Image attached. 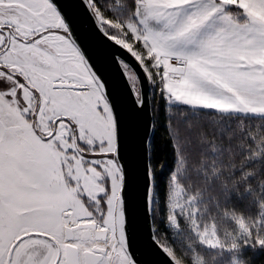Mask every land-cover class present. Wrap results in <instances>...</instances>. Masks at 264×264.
Returning a JSON list of instances; mask_svg holds the SVG:
<instances>
[{
  "label": "snow or ice",
  "instance_id": "6c2138e0",
  "mask_svg": "<svg viewBox=\"0 0 264 264\" xmlns=\"http://www.w3.org/2000/svg\"><path fill=\"white\" fill-rule=\"evenodd\" d=\"M157 249L264 264V0H0V264Z\"/></svg>",
  "mask_w": 264,
  "mask_h": 264
},
{
  "label": "water",
  "instance_id": "95a60500",
  "mask_svg": "<svg viewBox=\"0 0 264 264\" xmlns=\"http://www.w3.org/2000/svg\"><path fill=\"white\" fill-rule=\"evenodd\" d=\"M129 61H131L133 64H135L134 61L131 60V57H128ZM137 71H139V69L137 68ZM125 86L126 85H122ZM153 261V264H171V262L168 260V258L157 249V254L153 257L150 258Z\"/></svg>",
  "mask_w": 264,
  "mask_h": 264
}]
</instances>
